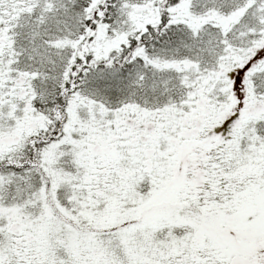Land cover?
<instances>
[{"label":"snow or ice","instance_id":"obj_1","mask_svg":"<svg viewBox=\"0 0 264 264\" xmlns=\"http://www.w3.org/2000/svg\"><path fill=\"white\" fill-rule=\"evenodd\" d=\"M0 264H264V0H0Z\"/></svg>","mask_w":264,"mask_h":264}]
</instances>
